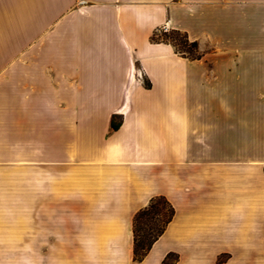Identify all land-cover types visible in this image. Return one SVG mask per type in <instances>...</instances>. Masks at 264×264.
<instances>
[{
	"label": "crops",
	"instance_id": "obj_1",
	"mask_svg": "<svg viewBox=\"0 0 264 264\" xmlns=\"http://www.w3.org/2000/svg\"><path fill=\"white\" fill-rule=\"evenodd\" d=\"M155 197L174 216L137 262ZM22 253L264 264V0H0V264Z\"/></svg>",
	"mask_w": 264,
	"mask_h": 264
},
{
	"label": "trees",
	"instance_id": "obj_2",
	"mask_svg": "<svg viewBox=\"0 0 264 264\" xmlns=\"http://www.w3.org/2000/svg\"><path fill=\"white\" fill-rule=\"evenodd\" d=\"M179 33L180 32L177 31L163 33L157 30L154 31L151 40L170 43L174 47L176 53L180 55L190 57L195 56L188 55L183 51H179L176 44L172 42L170 35ZM185 41L186 43L188 42L186 37ZM189 48L191 50H195L196 44L189 43ZM118 127V124L112 120L110 124V130L115 131L118 129ZM173 216V208L163 197L152 198L145 208L136 213L132 221L134 261H142L144 259L152 245L164 233L166 227L172 221Z\"/></svg>",
	"mask_w": 264,
	"mask_h": 264
},
{
	"label": "rangeland",
	"instance_id": "obj_3",
	"mask_svg": "<svg viewBox=\"0 0 264 264\" xmlns=\"http://www.w3.org/2000/svg\"><path fill=\"white\" fill-rule=\"evenodd\" d=\"M169 32H170V30H169ZM170 37L172 38V42L174 44H176L177 49L179 51L186 52L188 55H195L194 54V50H191L189 48V43L188 42L186 43L185 37H184V35L182 33H179V34H171ZM37 255H38V260H39V255H44V254H37ZM19 256H20L21 261L24 264L29 259V254H27V253H22ZM225 258H226V256L222 255V256H220L218 258V261H223V260H225ZM177 260H178V257L175 254H168L164 258L163 262L166 263V264H174Z\"/></svg>",
	"mask_w": 264,
	"mask_h": 264
},
{
	"label": "built area",
	"instance_id": "obj_4",
	"mask_svg": "<svg viewBox=\"0 0 264 264\" xmlns=\"http://www.w3.org/2000/svg\"><path fill=\"white\" fill-rule=\"evenodd\" d=\"M159 32L168 33L169 28L167 26H163L162 28L157 29ZM155 30V31H157Z\"/></svg>",
	"mask_w": 264,
	"mask_h": 264
}]
</instances>
